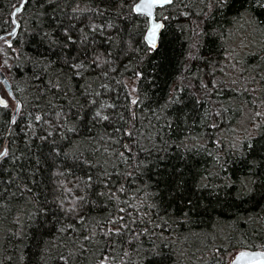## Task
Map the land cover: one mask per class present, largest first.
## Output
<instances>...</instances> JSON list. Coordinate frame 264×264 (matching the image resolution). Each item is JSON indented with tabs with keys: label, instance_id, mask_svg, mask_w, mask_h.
<instances>
[{
	"label": "trees",
	"instance_id": "obj_1",
	"mask_svg": "<svg viewBox=\"0 0 264 264\" xmlns=\"http://www.w3.org/2000/svg\"><path fill=\"white\" fill-rule=\"evenodd\" d=\"M18 3L19 0H0V27L4 31L10 30L11 23L4 25V21L9 20L12 9ZM117 3L118 0H30V3L25 5L24 11L17 14L22 23L20 38L27 41L23 45L24 52L30 56L46 53L47 45H37L38 37L33 38L31 32L27 30L36 27L38 23L45 28L49 27L54 23L50 19L53 12L56 19H63L65 23L73 16L76 17L77 22L83 19L85 23L89 20L101 23L106 22L108 18H115ZM181 3L189 7L180 9ZM97 7L111 9V12H105L104 17L101 18L94 12L87 11ZM200 7H203L200 0H176V7L171 10L173 18L169 22L170 27L164 45L157 53L151 55L150 60L145 58L138 65L139 70L144 71L145 76L151 79H142L138 82L139 92L133 95H139L143 103L136 106L131 105L128 96L133 82V69L125 67L129 59L134 65L136 64L139 54L135 52L124 55L114 49L117 53L113 57L115 60L113 67L116 71L109 72L108 77L105 78L99 75L98 70L86 69L83 79L74 77L71 80L70 88L63 87L69 81L61 75L59 66L48 68L46 75L45 70L39 65L33 66L28 62H21L19 70L13 68L11 74L5 70V75H8L13 87L17 83L13 75L25 81V84L21 86L26 90L18 95H22V98L29 102L25 104V109L42 112L45 122L33 121L34 126L27 130L25 128L27 117L23 115L18 119L17 125L9 126L6 120L0 123V150L3 145L9 150L8 156L0 157V264H65L58 257L62 254L67 255L69 252H71V259L67 264H96V257L105 247V238L98 234L93 241L88 242L82 237L91 234L88 226L95 228L97 221L102 222L107 218L108 213L113 211L112 205L105 206L104 198L98 199L95 192H92L89 200L95 203L84 205L83 212L90 219L86 225H82L73 216H64L58 204L60 200L71 203L74 196L83 195V181H80L79 188L76 187L79 178L85 174H93L95 180L96 176L103 171L111 174V179L117 187L124 185L130 190L127 196H122V199L128 201L126 212L137 218L136 224L132 227L135 230L142 227L153 229L151 221H155L160 227L153 230L156 232L163 230L174 254L178 256L179 264H212L210 259L213 257L212 247L220 245L224 235L239 237L243 234L250 240H255L256 243L261 242L257 237L264 229V214H262L264 191L257 190L250 199H245L242 203L231 201L216 203V198L210 197L208 190L196 191L189 187L184 192L175 191L171 188L172 179L175 178L174 169L183 166L186 171L195 172L202 166H209L212 163L211 158L193 150L187 160H182L181 153L185 149L172 145L167 151L160 150L164 148L162 140L171 138V140L180 141L189 133V128L185 126V117L189 125H193V121H196L191 130V136L198 134L200 143H206L208 149L212 150L215 146L211 141L217 137L235 136L234 122L240 115L238 108L245 100L248 103L243 110L250 111V117L254 111H264V106L251 103V96H237L228 88L220 89V94L212 92L209 81L221 79L219 72L215 76L212 75V67L214 62L222 61V55H218L219 41L209 37L203 38L202 46L198 51L191 47L195 40L193 28L199 19L197 13ZM74 8H78L79 11L73 13ZM185 10L193 14L185 17L182 15V11ZM237 36L240 37L239 33ZM243 36H247L246 40L249 43L256 42V47L250 49L253 52L257 50L261 42H264V37L251 34L250 28L244 29ZM189 51L194 52L193 57L188 56ZM8 58L10 63H18L11 52ZM52 58L55 59L54 56ZM258 61V56L250 58L248 64L257 65ZM255 71H264V65ZM248 74H252L251 68ZM32 76L38 79H28ZM57 78L61 82V89L54 87ZM232 78L235 77H223L225 80ZM49 79L53 81V85L47 83ZM118 81L120 83H117ZM125 81L128 86L125 85ZM200 81L209 84V88H202ZM85 84L91 85L90 92L100 91L103 99L110 100L116 105L114 109H106L110 115L108 121L94 124L90 119L79 121L73 115L79 105L85 103L83 89L80 87ZM101 84H109L110 89H101ZM181 84L184 87V92L181 93L184 104L166 108L164 113L159 112L158 109L165 103L173 87ZM256 96L264 99L262 92L258 91ZM193 97L200 98L202 103H194ZM218 102H223L224 106L230 109L225 120L219 122V129L212 130L210 127L201 126L199 118L205 112L214 118L212 110ZM133 111H135L134 117ZM58 112L62 116L66 115L69 122L78 124V133L72 136V140L78 145L75 160L72 154L65 156L61 152L57 155L53 151V141L56 142L55 146L64 144L60 139L59 127H55L59 123L56 115ZM164 115L172 120L170 129L165 127ZM229 115L233 117L232 120H228ZM157 116L161 118L158 120ZM129 122L134 132L131 140L122 131H116L122 126L128 127ZM251 134L257 141L254 143L256 151L253 157L259 159L256 152L264 151L261 137L258 133ZM46 135L47 140H42L41 137ZM195 142L192 138L184 141L189 145ZM123 144L129 145L131 153L122 147ZM120 152H124L129 157L127 162L120 159ZM83 159L91 160L94 167L89 168L83 163ZM140 162H146V164H141L140 170L136 171V166ZM244 167L246 165L243 161L233 165V169L237 172ZM68 168L71 169V173L65 171ZM149 181L152 184L147 191L156 192L157 195L145 198L143 194H139L137 198L144 200L145 203L148 201L158 203L161 208L152 209L144 206L133 211L131 205L135 201L131 197L136 194L138 188ZM189 185H191L190 180ZM68 188L72 189L71 193L66 191ZM94 188H96L95 185ZM96 190L99 189L96 188ZM185 197L194 202L198 201L201 206L190 213L192 216L190 223L177 224L170 231L171 221L165 224L159 217H165L166 209L167 214L172 219H176L180 215L179 209L183 206ZM204 204L209 206L205 209L202 206ZM230 204L232 206H229ZM237 214L243 219L238 218ZM250 216L251 221L248 220ZM53 217L57 219L54 220ZM125 219L127 221L128 217L126 216ZM68 224H74L75 230L70 229L64 233L58 231L59 228L66 227ZM212 236L216 239L213 240ZM140 241L145 248L149 246L148 236L142 235ZM81 245L84 247L81 248ZM111 246L114 249L112 254L117 257L114 264H120V258L125 260V264H138L136 251H129L127 257L123 256L121 248L128 251L126 240L114 238ZM133 247L135 248V245Z\"/></svg>",
	"mask_w": 264,
	"mask_h": 264
},
{
	"label": "snow or ice",
	"instance_id": "obj_2",
	"mask_svg": "<svg viewBox=\"0 0 264 264\" xmlns=\"http://www.w3.org/2000/svg\"><path fill=\"white\" fill-rule=\"evenodd\" d=\"M30 3V0H19L15 6L14 11L10 14L9 20L4 21V25L11 23V28L4 31L0 27V123L5 120L11 125H17L18 119L23 115L27 117L26 130L34 126L33 121L42 122L43 114L40 111L33 109L27 111L25 104L29 103L22 98L26 90L22 87L25 84L23 79H18L13 75V79L17 80L15 87L9 80L8 75H5V70L11 74V70L16 68L19 70L21 62L31 63L33 66L39 65L45 70L50 67L59 66L61 75H64L65 80L69 83L63 87H71V80L74 77L84 78V70L93 69L98 70L99 75L105 78L108 77L109 72L116 71L113 67L116 56V51L119 50L121 54L138 53L136 64L132 63L129 59L126 68L133 69V82L130 86L128 96L130 103L133 106L142 104L143 101L138 93V82L142 79H151L146 77L145 72L139 70L138 65L145 60L151 59V55L157 53L164 45L168 36L170 27L169 22L172 20V9L176 7V0H118L115 10V18H108L106 22L96 23L94 20H89L87 23L83 19L79 22L76 17L68 19L65 23L63 19H56L55 13L51 14L50 19L54 21L49 27L45 28L42 24H37L36 27L30 28L27 31L31 32L33 38L36 39V44L39 46L47 45L46 53H39L38 55H28L23 50V45L27 43L26 40L21 39L22 23L18 18V13L24 11L25 5ZM199 19L195 22L193 28V37L195 38L191 47L198 51L202 46L204 37H209L214 41H219L218 55H222V61H216L212 67V75L215 76L217 72L221 74V79H211L212 92L220 94V89L228 88L231 92L241 97L251 96V103L264 106V99L256 96V93H264V71L257 72L255 69L264 65V42H261L255 52L250 49L256 47V42H246V37L243 36L245 28L251 29V34L264 37V0H200ZM51 6V5H49ZM180 9H186L189 5L181 3ZM205 9H207L205 11ZM79 11L78 8L73 9V13ZM87 11L94 12L95 15L103 18L105 12H111V9L99 7L95 9H88ZM193 13L185 10L182 15L185 17ZM240 35V42L233 43V38ZM38 52V48L36 49ZM15 57L18 63L13 64L9 61V53ZM194 52L189 51L188 56L193 57ZM55 57L53 59L52 57ZM259 57L257 65L250 66L248 60L250 58ZM203 59V57H201ZM252 69V74L249 75V70ZM66 70V72L64 71ZM225 76H234L235 78L225 80ZM28 79H38L36 76L29 77ZM49 85H53V81H47ZM117 83H120L119 81ZM126 86L127 82H124ZM202 88H209V84L200 81ZM54 87L61 89L62 85L57 78ZM83 89L82 95L85 99L84 104H80L77 111L73 113L77 120L83 121L90 119L94 124L101 121H108L110 115L106 109L116 108L110 100L102 98L100 91H89L91 85L85 84L80 86ZM101 89H110L109 84H101ZM184 92V87L181 85L173 87L170 94L167 96L165 103L158 109L159 112L164 113V109L171 108L173 105H183L184 99L181 93ZM145 96L147 94L145 93ZM231 99V98H230ZM194 103H202L198 97H193ZM234 103V101H233ZM247 100L244 101L238 108V112H242ZM76 107V105H72ZM214 118L208 112L199 118V123L203 127H210L212 130H217L220 127L221 121L225 120V116L229 113L230 109L225 107L223 102H218L213 108ZM83 113V114H82ZM90 113V115H89ZM58 124L55 127L60 129V139L64 142L61 146H55L56 142L53 141V151L59 155L61 152L65 156L72 154L73 160L77 158L78 145L72 140V136L78 133V124L69 122L66 115L57 114ZM135 116V111L132 112ZM161 117L157 116L159 120ZM228 120L233 117L229 115ZM123 119V117H121ZM165 127H172V120L166 115L163 116ZM50 124V122H47ZM196 121H193V125ZM251 128L254 133H258L261 137L262 148H264V111H254L250 120ZM193 125L187 123L185 117V126L189 128V133L183 136L180 141L177 140H162L164 145L162 151H167L170 145L176 148L183 147L185 151L181 153V159L187 160L191 151L203 153L211 158L212 163L204 167L202 166L195 172L186 171L182 166L174 169L175 178L172 179L171 188L175 191L184 192L189 187L196 191L208 190L210 197L216 198V203L222 202H243L245 199H250L252 194L257 190L264 191V151L256 152L259 159L253 157L254 143L256 138L251 133L243 136L232 137H217L211 141L215 147L209 150L206 143H200V136H191ZM51 126V125H50ZM178 130V129H177ZM118 132H123L129 140L133 137V126L129 122L128 127H121L117 129ZM235 131V129H233ZM51 133H49L50 135ZM71 134V136L69 135ZM47 135L41 137L42 140H47ZM195 139L194 144H187L184 141L188 139ZM227 139V144H225ZM155 146V145H153ZM129 153L131 148L128 144H123ZM67 149V150H65ZM147 151V149H144ZM9 155V150L4 147L0 151V157ZM120 159L127 162L129 157L124 152L119 153ZM249 157H253L249 159ZM82 158V154H81ZM239 161H243L246 167L241 168L239 172L233 169V165ZM83 163L89 168H93V162L88 159H83ZM207 163V161H205ZM146 162H140L136 166V171L140 170V165ZM65 171L71 173L68 168ZM115 171V169H114ZM62 175V173H59ZM131 175V173H129ZM171 178V174H170ZM189 180L191 185H189ZM80 181H83V195L74 196L71 203H66L65 200H60L58 207L62 210L64 216L71 215L79 220L82 225H86L90 217L83 212L84 205L88 203L94 204L95 201H90L89 196L95 192L96 197L104 198L105 206L112 205L113 211L108 213L107 218L102 222L97 221V227L93 228L88 226L91 233L89 236H83L85 241L91 242L95 237L100 234L105 238V247L96 257V264H114L117 259L113 255L114 249L112 248L113 239L127 241L128 251H124L123 256L127 257L129 251H136L138 264H179L178 256L174 254V250L168 242V237L164 235L163 230L159 232L153 229L160 226L153 223V229L147 227L135 230L132 225L136 224L137 218L132 216L131 213L126 212L128 201L122 199V196H127L129 189L124 185L116 186V183L111 179V174L107 171L99 173L95 180L93 174H85L77 180L76 187H80ZM152 182L143 185L136 190L131 199L135 201L131 206L133 211L141 207H148L152 209H159L161 205L148 201L138 199L139 194H143L145 198L148 196H156V192H148L147 189L151 186ZM94 185L99 190L94 188ZM115 188V191H113ZM71 193L72 189H66ZM172 192L170 191V195ZM183 206L179 209L180 215L176 219H172L167 214L165 217H159L165 224H169V230L180 223H190L192 216L190 213L195 211L196 207L201 206L199 202H194L192 199L185 197L182 202ZM121 205H125L122 207ZM205 209L208 204L202 205ZM229 206H232L231 204ZM175 211V210H174ZM47 212V210H45ZM264 214V211H262ZM147 215V213H145ZM238 218L240 217L239 214ZM128 217L127 221L125 217ZM56 220V217H53ZM251 221L252 217H248ZM19 223V221H17ZM143 223V220H141ZM75 230L74 224H68L66 227L58 229L59 232L64 233L68 230ZM97 229L99 231H97ZM20 235V233H16ZM146 235L149 237V246L144 247L140 241V237ZM213 240L215 236L211 237ZM261 242L256 243L255 240H250L245 235L239 237L224 235L220 245L212 247L213 257H210L212 264H264V229L261 230L260 236L257 237ZM135 245V248L133 247ZM84 246L81 245V248ZM143 249V251H140ZM83 253H81L82 255ZM23 259V257H21ZM58 259L62 262H67L71 259V252L67 255H59ZM120 264H125V260L120 258Z\"/></svg>",
	"mask_w": 264,
	"mask_h": 264
},
{
	"label": "rangeland",
	"instance_id": "obj_3",
	"mask_svg": "<svg viewBox=\"0 0 264 264\" xmlns=\"http://www.w3.org/2000/svg\"><path fill=\"white\" fill-rule=\"evenodd\" d=\"M239 42H240V37L236 36L233 38V43L237 44ZM246 42L249 43L248 40H246ZM250 120H251L250 111L243 110L242 112H240V115L236 117V120L234 122V129H235L234 134L238 136H243L249 133H253Z\"/></svg>",
	"mask_w": 264,
	"mask_h": 264
},
{
	"label": "water",
	"instance_id": "obj_4",
	"mask_svg": "<svg viewBox=\"0 0 264 264\" xmlns=\"http://www.w3.org/2000/svg\"><path fill=\"white\" fill-rule=\"evenodd\" d=\"M15 8V7H14ZM14 8L12 9L11 13L14 11ZM10 126V125H9ZM5 147V145H3V148ZM3 148L1 149V151L3 150Z\"/></svg>",
	"mask_w": 264,
	"mask_h": 264
}]
</instances>
